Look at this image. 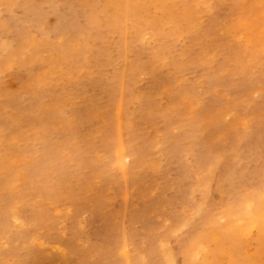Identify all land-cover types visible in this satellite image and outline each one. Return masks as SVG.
Wrapping results in <instances>:
<instances>
[{"label":"rangeland","instance_id":"1","mask_svg":"<svg viewBox=\"0 0 264 264\" xmlns=\"http://www.w3.org/2000/svg\"><path fill=\"white\" fill-rule=\"evenodd\" d=\"M105 1L0 0V264H247L264 0Z\"/></svg>","mask_w":264,"mask_h":264},{"label":"bare ground","instance_id":"2","mask_svg":"<svg viewBox=\"0 0 264 264\" xmlns=\"http://www.w3.org/2000/svg\"><path fill=\"white\" fill-rule=\"evenodd\" d=\"M107 1V0H106ZM105 1V2H106ZM150 1V0H149ZM159 0H152V1H150V2H152V3H154V4H156L157 2H158ZM195 1V0H194ZM109 2V1H108ZM159 2H162V1H159ZM113 3V2H112ZM138 3V2H137ZM137 3H135L134 4V6H136L137 5ZM141 2H139V4H140ZM151 3V4H152ZM127 4V3H126ZM133 4V3H132ZM131 4V5H132ZM148 4V3H147ZM150 4V3H149ZM158 4V3H157ZM105 6V5H104ZM103 6V7H104ZM107 6V5H106ZM145 6V5H144ZM147 6V5H146ZM151 6V5H150ZM152 6H154V5H152ZM160 6V5H159ZM102 7V6H101ZM140 7V6H139ZM155 8L157 7V6H154ZM106 8V7H105ZM110 8H111V6H110ZM115 9H116V7H114ZM113 8V9H114ZM138 8V7H137ZM119 9V7H117V10ZM136 9V8H135ZM135 9H133V10H135ZM145 9H146V7H145ZM103 10V9H102ZM141 10H143V9H141ZM102 12V11H101ZM103 12H105V11H103ZM113 12V11H112ZM107 12H105V14H106ZM101 14V13H100ZM110 14H111V12H110ZM117 14V13H116ZM118 14H119V12H118ZM113 15V14H112ZM101 15H99V17H100ZM115 16V15H114ZM116 17V16H115ZM96 18H97V16H96ZM104 18H106V17H104ZM112 18V17H111ZM99 20H101V19H99ZM111 20V19H110ZM113 20V19H112ZM93 21V20H92ZM98 21V20H97ZM106 21V20H105ZM116 21V20H115ZM115 21L113 20L112 21V23H115ZM230 21V20H229ZM228 22V21H227ZM99 23H101L100 21H99ZM111 23V24H112ZM94 24V23H93ZM106 24V23H105ZM110 24V23H109ZM224 24H226L225 23V21H224ZM229 24V23H228ZM95 25H97V24H95ZM131 25V24H130ZM231 25V24H230ZM100 26V25H99ZM113 26V25H112ZM115 26V25H114ZM242 26V25H241ZM96 27V26H95ZM223 27V26H222ZM116 28V27H115ZM114 28V29H115ZM220 28H221V26H220ZM219 28V29H220ZM119 29V28H118ZM223 29V28H222ZM228 31V33H226L225 35H223L224 36V38L226 37V36H228L229 38H231V39H233V40H235L237 43H238V46H239V51L240 50H242L243 48H244V46H243V44H241V42H240V40L238 39L239 38V36H237V35H235L236 33H238L240 30V27L239 28H236L234 25H232L231 27H229L228 26V28H226ZM117 31V30H116ZM127 31V30H126ZM211 31V30H210ZM214 31V30H213ZM220 32H222L221 30H220ZM213 33V32H212ZM253 33V32H252ZM215 34H216V31H215ZM233 34V35H232ZM232 35V36H231ZM213 37V36H212ZM223 38V37H222ZM223 38V39H224ZM221 39V38H220ZM212 41H213V44H214V48L215 49H217V50H219V51H222L223 52V46L221 47L219 44H216L215 43V41L212 39ZM218 43V42H217ZM127 44H128V42H127ZM216 44V45H215ZM231 44V43H230ZM223 45V44H222ZM116 46V45H115ZM229 46V45H228ZM232 46H233V43H232ZM225 47V46H224ZM227 47V46H226ZM230 47L231 46H229V50H231L230 49ZM253 47V46H252ZM237 48V47H236ZM255 48V47H254ZM225 49H227V48H225ZM235 49V48H234ZM253 50V49H252ZM251 50V51H252ZM227 51H225V53H226ZM71 53V52H70ZM228 53H230V52H228ZM242 53V52H241ZM259 54V53H258ZM242 55V54H241ZM255 55H256V52H255ZM259 55H262V54H259ZM239 57H240V55H239ZM243 58H244V56H242ZM241 57V58H242ZM256 57H258V56H256ZM250 58V57H249ZM259 58V57H258ZM258 58H256V60L258 59ZM246 58H244L243 60H245ZM259 59H261V57L259 58ZM258 59V60H259ZM255 60V59H254ZM260 63V62H259ZM257 67V66H256ZM259 69V68H258ZM262 74V73H261ZM262 78V77H261ZM77 83V82H76ZM74 102V101H73ZM122 112V111H121ZM66 123V122H65ZM238 123V122H237ZM97 127V126H96ZM90 143V142H89ZM228 143V142H227ZM94 144V143H93ZM226 145V144H225ZM119 150V149H118ZM104 151V150H103ZM121 152V151H120ZM260 161V160H259ZM260 164V163H259ZM79 167V166H78ZM125 167H126V165H125ZM84 168V167H83ZM126 169V168H125ZM215 169V168H214ZM213 170V169H212ZM122 171V170H121ZM57 172V171H56ZM99 173V172H98ZM56 174V173H55ZM80 174V173H79ZM125 174V173H124ZM211 177V176H210ZM120 186V185H119ZM262 196V195H261ZM103 199H105V198H103ZM254 199V198H253ZM103 201V200H102ZM259 201V200H258ZM256 203V202H255ZM260 205V204H259ZM112 206V205H111ZM255 206V205H254ZM68 207V206H67ZM238 208V207H237ZM257 208V207H256ZM260 208V207H259ZM258 208V209H259ZM233 209V208H232ZM239 209V208H238ZM261 209V208H260ZM238 212V211H237ZM230 213H232V212H230ZM233 213H234V211H233ZM236 213V212H235ZM219 214V213H218ZM228 214V213H227ZM261 216V215H260ZM6 217V216H5ZM215 218V217H214ZM224 218V217H223ZM134 220V219H133ZM262 220V219H261ZM18 221V220H17ZM217 221V220H216ZM108 223V222H107ZM224 223V222H223ZM260 225V224H259ZM128 228V227H127ZM247 231V230H246ZM84 232V231H83ZM208 234V233H207ZM206 234V235H207ZM217 234V233H216ZM218 235V234H217ZM258 235H259V233H258ZM207 237V236H206ZM128 240H129V238H128ZM33 241V240H32ZM218 241V240H217ZM20 243V242H19ZM90 243V242H89ZM164 243V242H163ZM160 244V243H159ZM38 245V244H37ZM129 245V244H128ZM102 247V246H101ZM127 247V246H126ZM143 247V246H142ZM212 247V246H211ZM162 248V247H161ZM110 249V248H109ZM219 249H221V248H219ZM61 250V249H60ZM164 250V249H163ZM167 250V249H166ZM174 250V249H173ZM254 250H257V251H255V257L253 258V259H251V261L250 262H248L247 264H264V258L263 257H261V260H262V263H260L259 261H261L260 260V258H259V253H260V251H262L263 252V255H264V225H263V227H262V231H261V235H259L258 236V238H257V240H256V246H255V249ZM120 251V250H119ZM226 252V251H225ZM237 251H235V253H236ZM166 253V252H165ZM238 255V254H237ZM262 255V256H263ZM171 256V255H170ZM142 257V256H141ZM178 257V256H177ZM209 257H210V259H209V261L212 263V259L214 258V253L213 252H210V254H209ZM221 257V256H220ZM251 257V256H250ZM171 259V258H170ZM254 259L256 260L254 263H253V261H254ZM168 261H170V260H168ZM167 261V262H168ZM171 264V263H170ZM245 264V263H244Z\"/></svg>","mask_w":264,"mask_h":264}]
</instances>
